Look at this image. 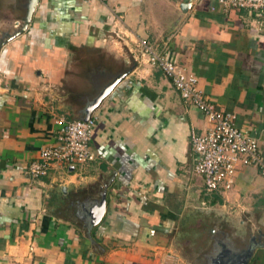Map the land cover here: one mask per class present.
I'll return each instance as SVG.
<instances>
[{
    "label": "crops",
    "instance_id": "0c3cea01",
    "mask_svg": "<svg viewBox=\"0 0 264 264\" xmlns=\"http://www.w3.org/2000/svg\"><path fill=\"white\" fill-rule=\"evenodd\" d=\"M24 2L0 0V36ZM215 3L38 0L27 29L0 48V264H194L184 236L203 235L209 222L207 264L222 246L238 253L251 240L246 264H264V177L241 167L230 189L204 199L189 132L207 122L136 56L144 38L190 69L264 156V14H223L209 9ZM120 73L90 114L94 160L29 177L28 163L54 141L55 119L78 118ZM102 194L103 215L90 227L85 209Z\"/></svg>",
    "mask_w": 264,
    "mask_h": 264
},
{
    "label": "built area",
    "instance_id": "2783aa9c",
    "mask_svg": "<svg viewBox=\"0 0 264 264\" xmlns=\"http://www.w3.org/2000/svg\"><path fill=\"white\" fill-rule=\"evenodd\" d=\"M209 9L223 14L243 9L261 17L264 14V0H216ZM110 33L118 37L122 31L115 29ZM136 48L137 59L160 70L180 98L194 106L207 122L203 133L189 132L190 147L195 155L193 172L201 177L204 192L230 189L241 167L253 166L264 177V156L257 139L235 125L232 113L218 109L203 95L196 75L156 51L144 38L137 39ZM94 122L95 118L91 115L86 120L55 119L58 128L54 141L39 149L36 159L27 165V175L31 178L43 176L52 164H83L94 160L90 149Z\"/></svg>",
    "mask_w": 264,
    "mask_h": 264
},
{
    "label": "water",
    "instance_id": "95a60500",
    "mask_svg": "<svg viewBox=\"0 0 264 264\" xmlns=\"http://www.w3.org/2000/svg\"><path fill=\"white\" fill-rule=\"evenodd\" d=\"M37 3L38 0H25L23 5V15L19 19V21H17V25L14 26L12 31L4 32L0 36V48L6 42L19 36L27 29ZM182 7L183 6L181 5L180 8L182 9ZM123 75V73L117 74L112 78V80L106 83L97 92V94L85 104L82 109V114L78 118L86 120L90 116L92 110L99 104L100 100L110 92L113 86L121 79ZM104 209L105 199L104 195L102 194L99 202L93 203L89 207H87V209H85L90 227L96 225L100 221ZM254 247L255 243L252 240L249 241V244L245 249L241 250L238 253L232 252L229 247L222 246L220 249L216 250L215 255L211 257V264H246Z\"/></svg>",
    "mask_w": 264,
    "mask_h": 264
},
{
    "label": "rangeland",
    "instance_id": "374dc122",
    "mask_svg": "<svg viewBox=\"0 0 264 264\" xmlns=\"http://www.w3.org/2000/svg\"><path fill=\"white\" fill-rule=\"evenodd\" d=\"M206 196L203 197L204 199H208L209 197L212 196L211 193H206L205 194ZM76 215H81V212L77 211ZM79 219V218H78ZM216 222V221H215ZM216 225L215 224H211V222H209L206 226L203 227L204 229V233L203 235L200 234L199 231H196L195 229H190V231L184 236V237H189V239H192L194 242L192 244V247L190 246V249H189V255L192 256V257H196L194 259V264H207L208 262L206 261V258H205V254H203V252L206 251V248L204 250H202V247H207V243L209 242V238H208V230L207 228L208 227H215ZM184 232V230H183ZM187 232V231H185ZM211 232V231H210ZM227 233V231H226ZM212 244V243H211ZM226 247V246H225ZM186 252L185 251V248L182 249V252ZM187 254V253H186ZM185 254V256H186Z\"/></svg>",
    "mask_w": 264,
    "mask_h": 264
}]
</instances>
